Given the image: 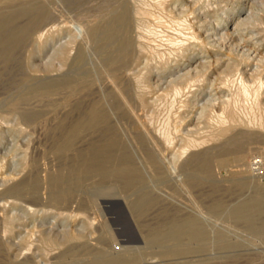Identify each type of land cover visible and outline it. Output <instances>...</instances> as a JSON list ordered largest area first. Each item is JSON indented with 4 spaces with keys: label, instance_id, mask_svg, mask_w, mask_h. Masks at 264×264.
<instances>
[{
    "label": "rangeland",
    "instance_id": "374dc122",
    "mask_svg": "<svg viewBox=\"0 0 264 264\" xmlns=\"http://www.w3.org/2000/svg\"><path fill=\"white\" fill-rule=\"evenodd\" d=\"M122 1L73 0L74 4L70 0L50 2L61 8L63 15L61 13L60 17L63 19L58 17L57 22H59L66 18L76 19L83 14L93 19L102 13L106 4L112 5V2H115V5ZM124 2L129 20L130 5L151 11L147 13L149 16L146 14L143 15L145 18H141L143 24H148V28L144 25L141 31L147 34L144 35L143 41L145 39V46L149 50L138 68L144 75L148 74L149 68H153L148 83L142 85V91L150 101V105L148 108L139 107L137 110L141 109L143 113L140 112L139 115L144 117L152 113L154 120L151 124L156 131L158 128L159 130L167 128L176 143L186 146L188 140L194 138L195 145H191L184 153L179 150V146L165 148L161 163L151 165L143 156V146H138L133 139V135L138 132L134 121L129 118L125 110H117L119 98L112 94L107 99V109L113 115L115 112V116H111L113 121L119 114L123 118L119 132L124 130L130 136L125 143L127 147L129 145L128 149L133 154L131 165L138 170L141 178L138 181L136 176H130V184H127L126 179L118 174L104 176L92 171L77 180L76 176L70 173L77 170V167L80 168L83 162H77L73 151L59 153L56 150L57 143L62 139L60 135L66 131L65 125L69 127L80 115L89 113V106L101 97L100 91L94 86L93 94H86L85 97L80 96L82 94L74 95L75 98L73 96L70 99L71 105H66L67 107L63 104L65 89L61 88L55 95L38 94L53 87L48 76L62 72L59 69V57L55 53L56 49L67 40L65 32L44 47L40 46L39 41H32L27 37L7 47L8 50L0 46L2 138L0 139V156H2L0 157V218L10 213L16 215L25 213L22 207L13 208L12 201L16 198L23 201V204L32 203L31 205L38 209L54 210L47 216L31 217L25 213L11 235H2L5 232L1 221L0 237L4 236L11 240L13 248L8 250L0 243V262L6 259L7 255L18 253L35 256L36 262L42 260V262H52L51 264H79L85 262L87 258H92L86 254V251L81 250L76 255L68 252L67 260H55L53 257L57 249L55 251L47 247L36 248L39 243L37 239H40L42 231L59 237L62 231L68 230L72 235L77 233L80 235L78 241L94 243L101 241L109 250L116 245L118 248L120 245L130 244L127 237L121 235L122 222L116 218V214H110L106 209V202L114 199L126 211L127 216L122 220H131L141 236L143 232L149 235V241L154 239L142 245L144 261L160 260L174 263L192 260L195 264H264V209L247 215L237 212L238 203L246 198L264 200V141L250 143L248 144L250 147L246 145V141L240 151L234 148L222 151L212 149L221 143L219 141L223 142L225 138L236 132L249 128H251L249 132L254 130L252 133L264 135V121H261L264 120V0H133L132 2L124 0ZM244 16L247 18L242 21ZM62 21L59 23L62 24ZM193 33L196 34L197 39L192 38ZM146 40L149 44H146ZM184 52H188L190 57L194 58L188 59L189 55L186 57ZM95 57L96 54H92L91 58L86 57L85 63L94 60ZM168 61L171 62L172 72L156 73L161 63ZM147 63L149 66L146 67ZM188 69H191L193 75L199 70L200 73H204L202 77L205 78H199L198 81L192 82V85L190 83L183 85L180 93H176L174 89L176 87L172 82L177 87L182 86L187 78H181L179 74ZM172 76L175 78L173 79ZM242 77L246 83H249L248 94L243 90ZM61 79L63 82L65 78ZM103 81L111 90L110 83L107 80ZM222 81L225 82L224 85ZM201 92L204 94L202 95ZM81 101L85 102L87 107ZM83 107H86L85 110ZM23 108L26 109L22 111ZM18 109L21 112H18ZM231 116L233 119L236 118V121L232 122ZM64 118L67 120L63 121ZM20 128L25 131H18ZM104 132L103 126H100L96 129H86L83 134L88 135V138L100 140L104 137ZM245 145L248 151L250 149L247 154L244 153L247 151ZM194 152L201 153H199L200 160L190 166L184 165L183 162ZM238 153L245 156L244 160H238L240 156ZM24 155L28 158H26V168L21 171L19 164ZM205 155L206 159H204ZM255 158L262 160V169H254L252 163ZM203 159L208 161L209 166L211 165L209 173L201 172ZM242 163L247 167L245 164L241 165ZM116 167H119V164L113 161L107 163L103 169L111 170ZM49 173H53L52 178L54 176L63 178L61 184L58 183L55 187L56 190L62 188L70 190L64 203L55 204L48 199L49 192L54 191L51 185L52 179H48ZM22 179H25L26 186L20 192L7 190L9 186ZM146 193L152 198L153 203L146 209V213L138 216L129 203ZM94 200L97 204L91 202ZM79 203L81 204L78 205ZM99 207L103 209L111 223L115 237L110 236V238L101 226L104 217ZM60 210L67 213L73 210L81 214L66 220L65 217L56 216ZM89 216L93 220L87 219ZM189 220L196 221L198 233L194 238L189 236L186 228L183 230L185 233L183 231L179 233L174 229L176 224L185 227ZM92 221L94 225L91 224ZM82 222L85 223L82 225ZM32 241L36 243L33 246H31ZM173 243L177 244L171 245ZM177 248H183L182 252L171 258L162 255L170 249ZM187 249L191 252L184 251ZM134 263L144 264L135 261L128 264Z\"/></svg>",
    "mask_w": 264,
    "mask_h": 264
},
{
    "label": "bare ground",
    "instance_id": "6f19581e",
    "mask_svg": "<svg viewBox=\"0 0 264 264\" xmlns=\"http://www.w3.org/2000/svg\"><path fill=\"white\" fill-rule=\"evenodd\" d=\"M50 1L51 0H0V46L7 49V47L13 46V45L17 44L22 38L27 37V38L31 39L32 41H39L40 46L44 47L49 42L52 43L57 37L59 38V36L65 32L64 34L67 36V40L64 41L65 43L61 44L56 49V53H55L59 57V69L62 72L56 73V75L48 76V78L53 83V87H50L51 89H49V90L38 92V94H40V95H50V94L55 95V94L60 92L59 90L61 88L65 89V98H63L64 99L63 104H65V106H66V105H71L70 99L74 95L82 94L80 96L85 97L86 94L87 95L91 94V93L93 94L95 91L94 86H97L98 90L100 91L101 97L98 98L92 106H89V108H90L89 113L87 115H80L78 118H76L75 123L70 125L69 127H67V125H65L66 131L63 130L64 133L62 135H60L62 139L59 140L57 143L56 150L59 153L64 154V153H67L69 151H73V155H74L75 159L77 160V162H79V161L83 162V164H82L83 166L82 165H81V167L79 166L80 168L77 167V170L74 168L76 171L74 170L70 174H72V175L74 174L76 176L77 180L80 179L84 174H86L88 172H92V171L93 172L97 171L96 173L99 172L100 174H102L104 176H108L111 174H118V176L120 175L126 179L125 183H127V184H130V176H132V177L136 176V179L138 181L140 180V178H141L140 173L138 172V170L136 168H134L131 165L133 154L130 152V149H128L129 145L127 147L126 143H125V140L130 139V136L127 135L124 130L122 132H119V129L122 128V125H123L121 122L123 118L119 114V116H117V118H115V120H114L115 123H114L113 119H111V116L113 115V113H111V111L109 109H107V103H108L107 99L110 98L112 96V94H115L119 98L118 105H117V101H116L117 110H120V109L125 110L129 116V118L131 117V119L134 121L135 128L138 132L135 135H133V139L135 140V143L138 146L139 145L141 147L143 146L142 147V148H144L143 156H144L145 160H147L148 163H150L151 165H158L161 163V160H162L163 156L165 155L163 153V150L165 148H169L171 146L178 148V146H179V148H180L179 150L184 153L188 150V148H190L191 145H195V144H193V143H195L194 138L188 140V144H187L188 146L186 145L187 147L182 146V144H180L178 142L176 143L175 138L171 135L170 131L167 130V128L166 129L160 128V130L158 128V130L156 131L151 124L152 121L154 120L153 119L154 115H152V113H151V115H146V116H144L145 117L144 118L141 115H139L141 112V109H140V111L137 110L139 107L140 108H148L150 105V101L147 99L145 93L142 91V85H144V83H146L148 81V77L153 73L152 72L153 68L148 69L149 72L147 75H144V73H142L138 69L141 66L142 58L148 54V50H149V49L147 50V47L145 46V43H144L145 39L143 41L144 35L146 36L147 34H145L144 32L141 31V29L145 27L144 25H146V24L142 23L143 20L141 21V18H143V17L145 18V16H143V15H146L150 10L147 11L148 9L145 10L143 8H140V7H135L136 5L135 6L133 5V7L130 5V15L131 16H130V20H129L128 17L126 16V12H127L126 5H125L126 3L123 0L121 3L117 2L116 3L117 5L116 4L114 5L115 2H112L113 3L112 5H109V4L107 5L105 3L106 6L104 7L103 6L104 4H103L102 5L103 6L102 13L97 15L93 19L88 18L89 16L86 17V15H84V14L80 15V12H79L80 16H78V17L76 16L77 17L76 19L72 17V18H66L65 20L62 21L61 19H63V18L60 17V15L62 13L60 11L61 8L60 9L57 8V6L53 5L54 2L52 1L53 2V4H52ZM70 1L73 2V0H70ZM132 1L133 0H131V2ZM77 3H79V2H77ZM102 3H103V1H102ZM108 3H110V2H108ZM73 4H74V2H73ZM98 5H100V4L98 3ZM143 5H144V3H143ZM93 10H95V9H93ZM256 10H257V8H256ZM150 13H151V11H150ZM62 15H63V13H62ZM74 15H76V14H74ZM250 15H252V13ZM58 17L61 18L60 20L63 22L62 24L59 23L61 21L57 22ZM246 18H247V16H244L242 18V21H244ZM142 24H143V27H142ZM147 25H146V27L148 28ZM147 28H145V29H147ZM149 36H150V34H149ZM43 38H45V39H43ZM192 38L197 39L196 34L193 33ZM146 44H149V43H147V40H146ZM184 53H185L186 57H187V55H189L188 52H184ZM92 54H96L95 59L94 60L92 59L90 62L88 61L87 63H85L86 57L91 58ZM147 58H148V56H147ZM187 58L191 60L192 57H190V55H189V57H187ZM144 59H146V58H144ZM217 60H219V59H217ZM181 61H182V59H181ZM170 63L171 62L168 61L165 63H161L160 66L158 65L159 67L157 68L156 73L165 74L166 72L171 71L172 69H171ZM152 65L154 66V64H152ZM147 66H149V63L146 64V67ZM184 66H186V65H184ZM66 68H68V69L66 70ZM195 68H197V67H195ZM77 70H80V72H77ZM143 72H145V71H143ZM202 75L204 76V73L203 74L200 73L199 70H197V72L194 75L192 74L191 69H188V70H185L184 72H181L179 74V77L187 78V79H186V81H184L182 83V86L179 85V87H177L176 84L174 82H172L173 85L176 87V88H174L175 92L180 93L181 89H183L182 88L183 85H187L189 83H190V85H192L191 83L194 81L195 82L198 81L199 78L204 79L205 77H202ZM158 76H160V75H158ZM172 77H173V79L175 78V76H172ZM61 78H65V79H63V82H61V80H62ZM103 80H107L110 83V85H111L110 89L111 90H109V87L106 86V83ZM221 83L224 85L225 82L222 81ZM241 83H242L244 92H246V94H248L249 92H248V85L247 84H249V83H246V81L243 79V77L241 78ZM62 85H63V87H62ZM194 85H195V83H194ZM211 87H212V85H211ZM219 87H220V84H219ZM204 88H205V86H204ZM202 92H201V94L203 95L204 93H202ZM204 92H206V91L204 90ZM74 98H75V96H74ZM76 98H78V97H76ZM80 99H82V98H80ZM84 99H86V98H84ZM115 100H117V99H115ZM212 100H214V98ZM223 102L224 101H222V103ZM81 103L84 104L85 102L81 101ZM85 105H86V103H85ZM86 107H87V105H86ZM85 108L83 110H85ZM24 109H26V108H23L22 111ZM71 109H72V107H71ZM151 110H152V108H151ZM137 111L139 113H137ZM18 112H21V111H19V109H18ZM27 114H28V112H27ZM113 116H115V112H114ZM233 116H234V114H233ZM231 119L233 122V120H235L236 118L233 119V117H232ZM65 120H67V118L63 119V121H65ZM261 121H264V120H261ZM21 123H23V122H21ZM23 125H24V123H23ZM100 126H103V128L105 130V132H104L105 135L100 140H96V139L94 140V138H91V137L88 138V135L83 134L86 129H96ZM260 126H261V123H260ZM249 129H251V128H249ZM240 130L241 129L239 128V131ZM248 130L240 131L239 133L236 132L237 134L236 133L234 135L231 134L232 136H230L228 134L230 136L229 138H225L223 142L219 141L221 143L212 149H216V150L218 149V150L222 151V150H225L228 148L229 149L234 148L237 150H239V149L241 150L244 147V144L246 143V141H247L246 145L253 143V142L257 143L259 140L262 142L264 141V135H262L261 133L260 134L252 133L254 130L252 132H249L250 130L249 131ZM18 131L23 132L25 130L24 129L22 130V128H20ZM224 131L225 130H223V132ZM236 131H238V130H236ZM232 132H234V131H232ZM256 132H257V130H256ZM259 132H261V131H259ZM191 136H193V135H191ZM216 136L218 137V135H216ZM207 137H209V136L207 135ZM0 139H2L1 133H0ZM212 139H213V137H212ZM134 140H133V142H134ZM129 143H131V142L129 141ZM248 146L250 147V145H248ZM245 149H247V151H244V153H246V152L249 153L250 149L248 151L247 146ZM207 150L205 152H207ZM7 153H8V151H7ZM199 153L200 152H194V153L190 154L189 158L185 162H183L184 165L190 166L192 164L197 163L201 158L200 157L201 153L200 154ZM239 154H240V156H238V160H241V159L244 160L245 156L244 155L242 156L241 153H238V155ZM0 157H2V156H0ZM26 158H28V157H26L24 155L20 159L19 165L21 167V171H24V169L26 168ZM215 158H217V157H215ZM204 159H206V155H205ZM207 159H209V158H207ZM113 161L115 163L119 164V167H116L115 169H111V170L103 169L107 163L113 162ZM240 162H242V161H240ZM244 164L245 163H242L241 165H244ZM210 166H209L208 161L204 160L202 163L201 172L202 173H209ZM246 167H247V165H246ZM246 170H247V168H246ZM14 174H16V173H14ZM52 174H50L48 176V179H50V180L52 179L51 185L54 187L53 188L54 191L49 192L48 199L55 204L64 203L65 200L67 199L68 195H69L70 190L67 188H62V189L56 190L55 187L58 186V183L62 182L61 179H63V178H59V177H55V176H54V178H52L53 177ZM24 183H25V179H22L19 182L14 183L13 185L9 186L7 188V190L20 192L26 186V185H24ZM147 193L143 197L141 196V198H139V199L131 200L132 203H129L131 206V209L134 210V212H136L138 216H142L144 214V212L146 211V209L148 207H150L153 203L152 198L148 197L149 194H147ZM258 196H261V195H258ZM261 197H263V196H261ZM251 198H253V199H251ZM251 198H246L243 201H241L240 204L238 203L237 212L247 215L248 213L251 214L253 211H261L262 209H264V200L259 199V198H254V197H251ZM16 199H18V198H16ZM16 199L12 201L13 208L16 209L17 207H22L23 209H25V213L27 215H30L31 217H36L37 215L47 216L50 213V211L51 212L54 211V210L49 211V209H46V208L38 209V207L36 208L35 206H32L31 205L32 203L30 205H27V204H23V201L21 202L20 200H16ZM1 201H3V200H1ZM91 202H95L97 204L96 200L91 201ZM80 204L81 203H79L78 205H80ZM98 205H99V202H98ZM99 210L101 212V215H103V217H104L103 222H101L102 223L101 226L105 229V233L107 235H109V237L110 236L115 237L114 236L115 231L113 232L111 223L106 218V214L104 213V211L101 207H99ZM11 212H12V210H11ZM24 214L16 215L15 213H12V214L10 213V214H7L5 217L0 218V222L2 221L3 226H4L3 230L5 232L4 234L2 233V235L6 236L5 234H7V235L13 234L15 226L23 218ZM79 214H81V213H77L73 210L68 212V213L66 211L64 212L63 210H60L56 214V216L65 217L67 220V219L72 218L74 216H77ZM89 218H91V217L89 216L87 219H89ZM91 219L93 220V218H91ZM91 219H90V221H91ZM41 223H42V221H41ZM84 223L85 222H82V225ZM93 223H94V221L91 222V224H93ZM176 225L174 226V229L176 231H178L179 233H181L184 230V228H186L190 237L194 238L195 236H197L198 232L196 229V227H197L196 221L189 220L187 225H186L187 227L186 226L185 227L184 226H176ZM140 227H143V225H140ZM60 234L61 235L59 237H57V236H53L52 234L50 235L46 231H42L40 239H37L39 243H38V246L36 248L39 249V247H42V248L47 247V248H50L53 250L55 249V251L57 249L58 250L57 253L54 251L56 254H54L55 256L53 258L55 260L57 259L59 261L67 260L66 255L68 252H73L74 255H76V253L78 254V252H80L81 250L86 251L87 255L92 256V258H87L85 260V262L83 261L82 263H79V264H128V263H131L134 261L135 262H143L144 264H195V262L192 260L174 262V263L161 262L160 260H151V261L145 260L144 261V259H145V255L143 253L144 246H142V245L148 243L149 235L143 234V232H142V239H143L142 243H130L129 242L130 244H126V245H122V246L120 245V247H118V248L116 245V246H113L112 250H109L106 247V245L105 246L102 245L103 243L101 241H96V243H94L93 241L92 242H90V241H78L81 238L78 233L75 235H72L68 230H65L64 232L62 231ZM4 236L0 237V243L5 245L8 250H11L13 248V242ZM153 240L154 239H151V241H153ZM151 241H149V243ZM169 242H171V241H169ZM177 243L179 245V242H177ZM177 243H173L171 245L175 246V244H177ZM187 243H189V242H187ZM35 244L36 243L33 242L31 244V246H33ZM167 245H169V244H167ZM182 249H180V248H177L174 250L170 249L169 251L164 252L162 255L164 257L169 256L171 258V256L181 253ZM184 251L191 252L189 249L184 250ZM44 252H45V249H44ZM84 254L85 253H83V255ZM7 256L8 257L6 259L2 260L0 262V264H36L37 262H39V264H51L52 263V262L51 263L50 262H42V260L36 262L35 256H26L22 253H18V254H14V255L12 254L10 256L9 255H7ZM80 257H83V256L80 255ZM50 261H51V259H50ZM79 262H81V260Z\"/></svg>",
    "mask_w": 264,
    "mask_h": 264
},
{
    "label": "water",
    "instance_id": "95a60500",
    "mask_svg": "<svg viewBox=\"0 0 264 264\" xmlns=\"http://www.w3.org/2000/svg\"><path fill=\"white\" fill-rule=\"evenodd\" d=\"M106 209L110 214H116V218L122 222L120 226L121 235L127 237V241L130 243H142L143 239L140 233L137 231L135 225L131 220L127 221L122 220L123 217H126V211L120 207V203L114 199L108 200L106 202Z\"/></svg>",
    "mask_w": 264,
    "mask_h": 264
},
{
    "label": "built area",
    "instance_id": "2783aa9c",
    "mask_svg": "<svg viewBox=\"0 0 264 264\" xmlns=\"http://www.w3.org/2000/svg\"><path fill=\"white\" fill-rule=\"evenodd\" d=\"M253 165L254 169H262V160L260 158H255Z\"/></svg>",
    "mask_w": 264,
    "mask_h": 264
}]
</instances>
